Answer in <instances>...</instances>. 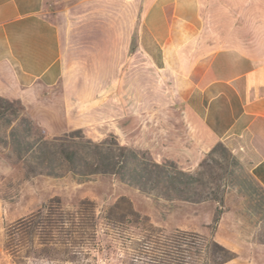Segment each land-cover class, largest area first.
<instances>
[{
	"label": "crops",
	"instance_id": "1",
	"mask_svg": "<svg viewBox=\"0 0 264 264\" xmlns=\"http://www.w3.org/2000/svg\"><path fill=\"white\" fill-rule=\"evenodd\" d=\"M128 14L124 0H0V97L44 128L56 120L59 134L114 120L123 130L128 105L113 98H128L132 81L139 148L192 171L223 144L264 189V46L250 27L222 22L210 0H152L130 74ZM145 66L163 85L152 109Z\"/></svg>",
	"mask_w": 264,
	"mask_h": 264
},
{
	"label": "rangeland",
	"instance_id": "2",
	"mask_svg": "<svg viewBox=\"0 0 264 264\" xmlns=\"http://www.w3.org/2000/svg\"><path fill=\"white\" fill-rule=\"evenodd\" d=\"M124 1L128 2L129 8L123 23L127 19L130 30L128 68L131 74L132 60L137 55L136 24L140 23L152 0ZM211 3L221 12L222 22L250 27L258 48L264 46V0H210ZM223 11L227 12L225 16ZM117 20L114 17V24ZM152 76L145 66V109L164 103L159 93L163 85L154 81ZM120 77L121 70L114 81L117 93H120ZM129 85L128 98H113L114 107H119V100L128 105V121H125L127 125L123 130L120 122L114 120L59 134L56 120L51 121V128H44L29 113L28 116L40 128V135L46 141L81 131L94 143L117 142L153 158L151 150L138 147L143 144L137 137V100L131 92L132 81ZM123 115L114 113L115 117ZM152 120V115L146 120V124H150L149 142L153 137ZM12 132L15 133V144ZM29 141L27 133L17 123L7 125L0 122V264H146L128 235H117L104 218L121 197L128 198L136 212L147 216L168 237L177 230L213 236L236 253L237 258L227 264H264V193L241 163L238 164L222 149L212 154L217 145L192 171H185L168 159L155 160L159 164L175 163L181 171L200 179L198 195L191 194L190 201H183L146 194L113 175H97L88 179L76 177L56 158L52 159L50 169H45L38 155L30 151ZM33 157L37 158L35 162ZM215 194L217 200L214 199ZM54 200H60V204L53 202L45 210L52 218L49 227L43 226L45 220L35 226L39 220L36 219L23 229L22 220ZM83 201H90L93 207L80 208ZM64 212L75 216L73 227L66 228L60 224ZM92 214L94 220H90ZM216 218L219 222L215 227ZM11 227L15 233L12 241L8 237ZM8 241L11 242L10 247Z\"/></svg>",
	"mask_w": 264,
	"mask_h": 264
},
{
	"label": "trees",
	"instance_id": "3",
	"mask_svg": "<svg viewBox=\"0 0 264 264\" xmlns=\"http://www.w3.org/2000/svg\"><path fill=\"white\" fill-rule=\"evenodd\" d=\"M0 122L7 125L17 123V126L27 133L30 151L38 155L37 158L41 159L45 169H50L52 159L56 158L76 177L88 179L97 175H113L146 194L167 200L190 201L191 194L199 193L197 185L200 184V179L181 171L175 163L159 164L145 153L123 147L117 142L94 143L86 139L81 131L66 134L52 141L42 139L40 128L29 118L26 107L20 100L0 97ZM12 138L14 144L17 143L14 132ZM79 139H82V142ZM219 149L240 163L223 144H218L212 154ZM36 159L33 157L34 162ZM252 179L264 193L259 183L253 177ZM215 197L217 200V194ZM53 202L60 204V200H54L42 210L22 220L20 224H24L23 229L36 219L39 220L35 222V226L45 220L43 226L49 227L52 218L45 210L50 208ZM86 206L93 207V204L90 201H83L80 204V208ZM92 216L91 219L89 216L90 220L95 219L94 214ZM61 217L59 222L63 227L75 225L76 218L73 214L64 212ZM81 218H84V215ZM104 218L117 235H128L146 264H227L237 258L236 253L221 245L213 236L207 237L197 232L182 230L166 236L147 216L136 212L126 197H121ZM218 222L219 218H216L215 227ZM8 233L12 241L14 229L11 227Z\"/></svg>",
	"mask_w": 264,
	"mask_h": 264
}]
</instances>
